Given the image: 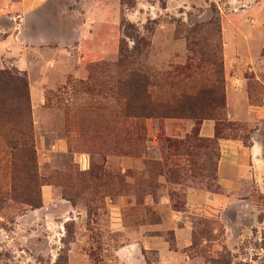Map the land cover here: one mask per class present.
I'll list each match as a JSON object with an SVG mask.
<instances>
[{"label": "rangeland", "instance_id": "obj_1", "mask_svg": "<svg viewBox=\"0 0 264 264\" xmlns=\"http://www.w3.org/2000/svg\"><path fill=\"white\" fill-rule=\"evenodd\" d=\"M57 2L61 36L23 47L19 66L0 62V264H264V165L232 189L218 173L222 139L264 146V119L231 121L226 99L238 76L263 106L264 64L226 69L223 52L225 33L264 56V0ZM84 40L103 50L82 78ZM132 71L151 96L135 92ZM211 83L223 120L202 121L215 123L213 138L201 123L191 139L196 120L162 105ZM138 105L159 107L137 117Z\"/></svg>", "mask_w": 264, "mask_h": 264}, {"label": "crops", "instance_id": "obj_2", "mask_svg": "<svg viewBox=\"0 0 264 264\" xmlns=\"http://www.w3.org/2000/svg\"><path fill=\"white\" fill-rule=\"evenodd\" d=\"M62 11L63 6L57 0H0V23L6 25L0 29V62L12 60L19 66L17 61L23 59V47L28 49V46L29 49L36 50L39 46H48L53 43L56 35L61 36L62 20L59 19V15ZM231 26L227 29H240L237 22H233ZM54 33L56 35H53ZM223 40L226 69L234 68L239 71L241 65L244 64L245 68L251 71L250 65L259 67L260 64H264V56L257 58L259 47L251 44V40L245 41L246 39L239 35L230 38L225 33H223ZM86 42L84 40L78 43L82 58L79 60L81 66L77 74L82 78L85 74L82 62L97 60L101 57L103 50L100 46L89 51L90 45L86 47ZM245 56L247 60L242 63ZM40 83L47 84L46 77L42 78ZM245 84L246 80L242 81L238 76H232L227 82L228 117L233 122H243L251 126L258 119H264V105L255 107L250 104ZM40 98V95L35 97L37 106H40ZM183 125L177 128L182 136L190 133L194 127L193 122ZM214 127L215 123L212 121H204L201 125L200 136L213 138L215 136ZM251 142V145L247 146L241 138L221 140L222 154L218 173L225 188H235V182H240L242 179L239 178H244L249 170H256L260 164L264 165V146L257 141V138Z\"/></svg>", "mask_w": 264, "mask_h": 264}, {"label": "trees", "instance_id": "obj_3", "mask_svg": "<svg viewBox=\"0 0 264 264\" xmlns=\"http://www.w3.org/2000/svg\"><path fill=\"white\" fill-rule=\"evenodd\" d=\"M121 59L123 62H126L128 59V55L124 52V49L121 47L120 51ZM219 79L217 81L219 82ZM134 86V90L136 93L140 92L144 95V97L149 96L148 89L152 86L151 81L145 75L132 71L130 73V78L128 80ZM217 82V83H218ZM176 83L170 82L168 84L169 90H175ZM217 86L216 84L211 83L209 86L201 87L195 94H188L186 90L180 92V95L172 94V99H169L166 103H163L162 107L166 111L168 116H182L188 115L190 118L196 120L195 132L191 139L196 138L198 140L199 136V127L203 120L206 119H214L217 121H222L223 114L221 113V117L219 115V111H223L225 109V103L223 98L220 97V101L218 100V96L216 95ZM168 93V91H167ZM151 96V94H150ZM223 97V96H222ZM159 106L153 107H142L137 106V110L139 111V115L137 117H151L154 116L156 112V108ZM220 125V124H218ZM216 128V136L218 137L220 134V128Z\"/></svg>", "mask_w": 264, "mask_h": 264}]
</instances>
